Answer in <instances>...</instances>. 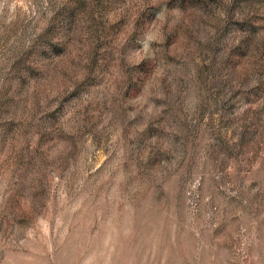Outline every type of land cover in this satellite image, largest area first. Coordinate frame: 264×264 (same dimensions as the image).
<instances>
[{"label":"rangeland","instance_id":"374dc122","mask_svg":"<svg viewBox=\"0 0 264 264\" xmlns=\"http://www.w3.org/2000/svg\"><path fill=\"white\" fill-rule=\"evenodd\" d=\"M0 264H264V0H0Z\"/></svg>","mask_w":264,"mask_h":264}]
</instances>
